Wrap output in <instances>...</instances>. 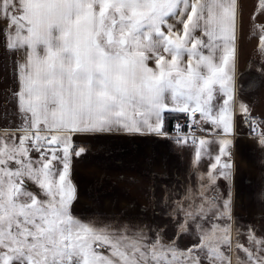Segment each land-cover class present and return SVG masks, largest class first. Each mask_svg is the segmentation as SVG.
<instances>
[{
  "label": "snow or ice",
  "instance_id": "snow-or-ice-1",
  "mask_svg": "<svg viewBox=\"0 0 264 264\" xmlns=\"http://www.w3.org/2000/svg\"><path fill=\"white\" fill-rule=\"evenodd\" d=\"M261 17L256 0L249 35L264 55ZM241 28L240 0H0L14 81L0 89V264H264V236L248 228L241 242L231 191H218L234 177L237 115L264 148V120L239 99ZM181 114L175 142L195 148L194 165L211 162L171 208L170 237L73 215L74 159L86 152L74 136L167 138L166 119Z\"/></svg>",
  "mask_w": 264,
  "mask_h": 264
},
{
  "label": "crops",
  "instance_id": "crops-1",
  "mask_svg": "<svg viewBox=\"0 0 264 264\" xmlns=\"http://www.w3.org/2000/svg\"><path fill=\"white\" fill-rule=\"evenodd\" d=\"M246 1L240 0L239 99L249 105L253 117L264 120L258 118L264 116V55L257 51L258 39L249 35V16L256 0H253L254 5ZM260 20L264 22V17ZM3 79L14 86L12 58L9 55L6 59L0 50V80ZM172 126L173 122L165 123L169 133L167 138L124 133L74 136L77 147L86 149L73 165L77 208L146 212L155 200H166L168 193L184 197L187 189L198 188V178L207 172L211 161L205 157L194 165L195 148L179 146ZM192 133L200 138L216 139L207 131ZM229 138L233 140L230 147L235 163L234 177L231 184L222 178L218 180V191L225 196L231 191L232 210L236 214L261 211L264 209V148L253 139L250 128L239 115L236 117L235 135ZM218 151L219 144L213 143V157Z\"/></svg>",
  "mask_w": 264,
  "mask_h": 264
},
{
  "label": "rangeland",
  "instance_id": "rangeland-1",
  "mask_svg": "<svg viewBox=\"0 0 264 264\" xmlns=\"http://www.w3.org/2000/svg\"><path fill=\"white\" fill-rule=\"evenodd\" d=\"M247 4L254 5L253 0H247ZM2 76V75H1ZM11 86V82L8 80H0V89H8ZM12 106H9L11 111ZM14 113L11 114V120H15ZM9 120L0 119V128L6 127L9 124ZM18 122V121H17ZM77 145V142H74ZM75 161V159H74ZM77 163V162H76ZM157 196V195H156ZM163 199V198H161ZM183 196L177 193H168L166 200H155V203H152V208L146 212L137 211V210H86L78 209V202L74 201L72 204V213L74 216L84 220H98L106 221L109 223H123L130 224L132 226H143L148 229L155 230L159 227L167 228L168 233L166 238L172 235V228L169 222V214L171 208L175 206L178 201H181ZM159 200V199H158ZM75 207V208H74ZM237 211V210H236ZM232 216L234 225L238 226L242 235L240 237L241 242L245 241V236L247 235V229L252 228L256 231L257 236H264V209L261 211L249 212L243 211L241 214H236L232 210ZM188 237H183L180 239L179 244L183 248L190 243Z\"/></svg>",
  "mask_w": 264,
  "mask_h": 264
},
{
  "label": "built area",
  "instance_id": "built-area-1",
  "mask_svg": "<svg viewBox=\"0 0 264 264\" xmlns=\"http://www.w3.org/2000/svg\"><path fill=\"white\" fill-rule=\"evenodd\" d=\"M258 118L263 119L264 116H259ZM177 122H179L181 125H186L187 124V120H186V118L184 116L175 117L174 121H173V126H172V131L174 133H176L175 125H176ZM183 131L184 132H197L198 130L196 128L189 129V128L185 127L183 129Z\"/></svg>",
  "mask_w": 264,
  "mask_h": 264
},
{
  "label": "trees",
  "instance_id": "trees-1",
  "mask_svg": "<svg viewBox=\"0 0 264 264\" xmlns=\"http://www.w3.org/2000/svg\"><path fill=\"white\" fill-rule=\"evenodd\" d=\"M182 115V114H181ZM176 116H168V118L166 119V122H170V123H172L173 121H174V118H175Z\"/></svg>",
  "mask_w": 264,
  "mask_h": 264
}]
</instances>
